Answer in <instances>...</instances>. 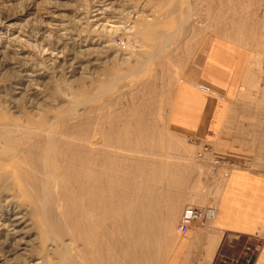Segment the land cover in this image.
<instances>
[{
  "label": "rangeland",
  "instance_id": "rangeland-1",
  "mask_svg": "<svg viewBox=\"0 0 264 264\" xmlns=\"http://www.w3.org/2000/svg\"><path fill=\"white\" fill-rule=\"evenodd\" d=\"M261 5L262 0H0V109L21 122L12 125L14 131H36L25 117L49 121L69 115H111L136 126L137 134L120 133L116 147L108 148L104 264H161L170 210H160L155 196L157 211L142 210L148 191L167 198L168 206L180 198L205 203L237 162L215 156L211 146L174 132L168 122L177 86L215 36L252 50V67L260 75L245 81L241 99L251 102L264 136ZM154 31L167 39L143 46L142 33ZM81 91L83 104L70 113ZM144 128L147 133L140 134ZM22 141L24 150L31 140ZM259 145L258 155L248 157L264 172V138ZM63 240L71 242L68 236ZM55 250L52 242L42 246L29 199L0 182V264H42L57 260Z\"/></svg>",
  "mask_w": 264,
  "mask_h": 264
},
{
  "label": "crops",
  "instance_id": "crops-1",
  "mask_svg": "<svg viewBox=\"0 0 264 264\" xmlns=\"http://www.w3.org/2000/svg\"><path fill=\"white\" fill-rule=\"evenodd\" d=\"M261 6L264 16V0ZM252 66L247 45L215 36L177 86L168 114L171 129L211 146L215 156H233L237 162L205 203L180 198L168 206L166 197L158 203L160 210H170L161 264H264V172L253 168L248 157L258 155L264 136L251 102L241 99L245 81L260 75ZM186 206L211 207L214 215L195 221L180 235L176 227Z\"/></svg>",
  "mask_w": 264,
  "mask_h": 264
},
{
  "label": "bare ground",
  "instance_id": "bare-ground-1",
  "mask_svg": "<svg viewBox=\"0 0 264 264\" xmlns=\"http://www.w3.org/2000/svg\"><path fill=\"white\" fill-rule=\"evenodd\" d=\"M137 22L142 27L148 25L141 19ZM142 34L146 39L142 41L143 46L147 45L148 40L165 41L168 37V34L159 31ZM144 53L147 54L143 52L140 55ZM106 71L110 72V69L106 68ZM99 90L107 91L102 87ZM81 93L76 96V103L70 107V113L83 104ZM62 118L48 121L25 117L23 121L27 127L36 131L28 135L22 132L21 135L11 128L21 122L1 110L0 182L3 187L13 186L17 196L31 202L42 246L49 242L56 244L54 254L57 260L46 259L42 264H104L108 148L116 147L117 140H114L119 139L120 133L137 134L136 126L125 122H120V125L111 115L107 120L101 116L91 118L89 115ZM41 130L46 134H41ZM147 131L144 128L139 133ZM23 138L31 140L24 150L20 148ZM13 160L16 164L12 163ZM164 181L165 178L158 180L159 183ZM150 190L146 205L142 203V210L148 214L153 208L152 198L155 196L154 204L163 199L160 193L155 194ZM156 211L154 209L153 213ZM211 215H214V211ZM67 236L71 242L63 240ZM78 245H83L84 249H77Z\"/></svg>",
  "mask_w": 264,
  "mask_h": 264
},
{
  "label": "built area",
  "instance_id": "built-area-1",
  "mask_svg": "<svg viewBox=\"0 0 264 264\" xmlns=\"http://www.w3.org/2000/svg\"><path fill=\"white\" fill-rule=\"evenodd\" d=\"M213 212V209L211 207H195V206H186L179 218L178 224H177V232L180 235H184L191 225L199 220H205L209 217H211V213Z\"/></svg>",
  "mask_w": 264,
  "mask_h": 264
}]
</instances>
